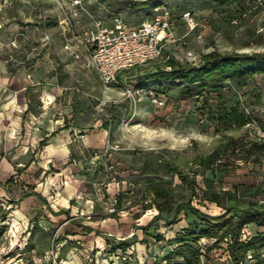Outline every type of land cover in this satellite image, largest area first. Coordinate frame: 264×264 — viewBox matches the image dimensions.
Returning <instances> with one entry per match:
<instances>
[{
    "label": "rangeland",
    "instance_id": "obj_1",
    "mask_svg": "<svg viewBox=\"0 0 264 264\" xmlns=\"http://www.w3.org/2000/svg\"><path fill=\"white\" fill-rule=\"evenodd\" d=\"M0 1V29L6 28L10 32L6 43L7 69L0 77V90L8 89L9 93H13L16 89L12 78L18 73L12 66L16 58L13 49L19 45L18 32L25 29L22 39L26 45L41 43V38L36 40L35 36L43 37L45 41L41 18L44 15L43 3L46 10L47 1H50L56 12L57 21L46 12L49 21L53 19V22H48L47 18L48 27L51 23L58 25L59 10L57 0H19L15 5L9 4V0ZM135 1L141 0H82L83 7L70 6L67 2L64 4L73 28L80 33L90 26L94 18L110 23L112 13H120L130 25H137L154 15L153 6L135 7ZM151 1L157 4L161 2L177 18L184 11L192 10L202 24L190 33L186 24L179 21L176 40L164 46V56L158 61L169 54L184 62H198L204 53L213 49L222 52L264 51V0H231L226 3L219 0ZM13 22H17V25H13ZM199 33L203 38H197ZM67 37L74 41L72 35ZM15 38L17 45L12 43ZM40 51L41 47L34 50V57H41ZM146 66L151 64L136 66V69L126 70V74L124 71L119 73V82L107 85L96 81L97 87L94 89L84 84L79 87L74 77L82 79L73 74L75 100L77 109H80L77 115L85 123V128L94 130L106 122L112 127L113 131L108 137L119 146L112 153H122L121 158L115 154L118 159L114 160L122 162L115 165L119 176H112L101 168L104 166L103 156L92 163L74 162L76 165L69 167L74 161L73 157L78 161L79 157L94 155L95 151L91 150H79L78 156L72 151L66 155L59 154L51 161L48 160L47 150L38 148L39 138L30 148L21 147L16 142L0 148V264H62L61 243L65 236L60 227L50 226L48 217L51 215L45 206V203L48 204L45 198L49 196L53 201V198L61 196L65 177L72 182L76 180L75 176H80V183L86 187L85 192L99 191L97 197L101 200L98 202L103 209L110 196L120 198L118 205L126 211L146 208L148 203L139 201L147 180L146 176L141 175L144 173H156L159 174L157 178L168 179L175 200L191 199L197 207L211 215L224 212L221 206L202 192L211 184L214 190H234L233 184H238L240 202L255 200L264 205V152L247 155L243 151L227 149L217 165L210 169L202 168L196 162L197 152L207 154L217 147L224 149L231 138H239L247 143L256 139L264 141V70L241 82L226 79L220 85L206 86L199 95L179 99L180 84L164 77L157 81L151 79L147 72L141 71ZM149 88L166 91L172 97L163 106H158L148 96ZM8 96L6 94V99ZM234 104H238L239 111L246 116L244 124L239 125L226 115ZM11 135L6 137L15 141L23 138L22 134ZM226 163L231 166L224 168ZM173 165L183 175L197 179L199 187L196 191L199 195L192 194L187 184L179 178V172L171 170ZM108 182L125 184L124 192L119 190L122 194L116 195L119 188L116 186V190L113 187L108 190ZM30 190L39 192L41 197L26 195ZM133 206L136 207L133 209ZM148 208L155 207L148 205ZM171 217L172 214L164 211L163 216L155 220L149 229L139 231L142 236L141 248L131 247L132 250L128 248L127 252L124 249L117 255L118 259L113 254L115 245L137 233V227L127 233L116 234L106 227L105 222L98 233L107 241V247L100 248L99 254L96 253L99 247L89 250L88 256L83 255L85 263L155 264L159 261V264H174L176 253L173 249L176 245L169 243V239L181 230L190 229L198 233L201 220L191 211H182L175 223L166 224ZM261 230L264 227L247 225L242 238ZM209 245H213L210 250L207 249ZM190 246L198 253L195 264H228L231 261L227 241L215 244L214 238L201 237L193 239ZM263 249L260 247L259 251Z\"/></svg>",
    "mask_w": 264,
    "mask_h": 264
},
{
    "label": "crops",
    "instance_id": "obj_2",
    "mask_svg": "<svg viewBox=\"0 0 264 264\" xmlns=\"http://www.w3.org/2000/svg\"><path fill=\"white\" fill-rule=\"evenodd\" d=\"M18 1L9 0V4L19 3ZM6 4L5 6H7ZM47 4L46 12H48L50 18H55V21H57L53 5L50 1H47ZM43 7L45 9L44 3ZM48 22H53V19L49 21L48 18ZM12 24L16 26L17 22ZM22 30L18 32L20 34L19 45L16 49H13L16 58L12 66L18 72L12 78L16 89L14 90L15 95L14 92L9 93L8 89L0 90V148L11 142L21 144V147L30 148L35 144L37 138L41 141L47 136L50 138L43 147L47 150L48 160L51 161L55 160L54 158H57L59 154L66 155L71 151L77 156L79 150H91L95 151V154L102 151L106 138L111 131L105 125L94 130L85 128V123L81 122V117L77 115L80 109H77L76 93L73 86V74H75L82 79L84 85L91 89L96 88V81L102 82L98 73L87 69L82 59H76L73 54L64 48L65 42L70 38L65 37L55 23L49 24L48 27L54 37V44L48 42L45 37L44 41L43 37L35 36L36 40L41 38V43L26 45L24 39H22L25 29ZM9 33L6 28L0 29V77L7 69L6 43ZM40 47L41 57H34V50H39ZM26 66L28 67L25 68ZM39 66H42V68H38ZM125 71L120 73L126 74ZM47 73L48 76H46ZM44 75L45 77L42 78ZM124 79L127 78L124 77ZM0 80L2 79L0 78ZM6 94L7 96L10 94L7 99ZM97 124H100V122ZM11 134H22L23 138L15 141L6 137L12 136ZM95 154H90V157L86 158L79 157L78 161L73 157L72 160L74 161L69 164V167L76 165L74 162H80V164L82 162L92 163L94 159L99 158ZM115 154H118L121 158L122 153H111V160L114 163L116 162L115 165H118L122 162L114 161L115 158L118 159ZM103 169L105 170V168ZM79 177L75 176L76 180L72 182L65 177V185L61 190L62 194L53 198V201L49 199V196H47L48 199L44 197L45 201L48 202V204L45 203V206L49 208V215H51V217H48L51 222L50 226L60 227L65 236L61 243L63 247L62 264H86L83 255L88 256L89 250L93 248L99 247L96 253H101L100 248L107 247V241L102 238L98 231L103 228L105 222H107L106 227L116 234L127 233L131 228L137 227L134 239L133 236L130 238L128 236L124 241L115 245L113 251L115 259H118L117 255L119 252H123L124 249L127 252L132 250L131 247L141 248L142 236L139 231H144L142 226L152 219L157 209L142 207L140 211L137 208V210L131 212L120 208L113 216V213H108L107 206L104 209L100 208L98 201L101 198L97 197V193L85 192L86 189L84 190V188L86 187L80 183ZM108 186V190L112 187L113 190H116V186L119 188L116 195L120 194L119 190L124 192L125 188V184L121 185L114 182H108ZM77 193H82L83 198L77 199L75 197ZM111 197L113 196L109 198ZM153 209L156 211H153ZM125 241H128L129 245L126 247L120 246ZM126 249L128 250L126 251ZM93 257H96V255L93 254Z\"/></svg>",
    "mask_w": 264,
    "mask_h": 264
},
{
    "label": "trees",
    "instance_id": "obj_3",
    "mask_svg": "<svg viewBox=\"0 0 264 264\" xmlns=\"http://www.w3.org/2000/svg\"><path fill=\"white\" fill-rule=\"evenodd\" d=\"M219 1L221 3H226L231 0ZM160 5H162L161 2L157 4V2L154 3L151 0H141L135 1L133 6H153L154 9V7ZM158 60L159 59H156L147 63L151 64V66L143 67L144 69L141 71L147 72V74H149L148 76L155 81L164 77L173 83H179L181 92L179 99H186L199 95L206 86H214L216 83L220 85L226 79L233 78L241 82L256 72L264 70V51L243 52L233 50L222 52L218 49H213L204 53L198 62H184L173 56L162 61ZM154 90L163 92L169 95L170 98L172 97L171 94H168L166 91ZM226 115L239 125L246 122V116L239 111L238 104L232 105ZM105 125L112 131V127L109 123L106 122ZM49 138L50 137L45 136L39 142L38 148L41 149L47 144ZM227 149H230L232 152H236L237 150L243 151L247 155L258 154L264 152V141L262 139H256L247 143L239 138H231L228 143L225 144L224 149L217 147L207 154L197 152L196 162L200 167L210 169L215 164L217 165V162L222 159ZM229 166L231 165L226 163L224 168ZM101 168L103 169L105 167L103 166ZM171 170L177 171L178 168L176 165H173ZM177 172H179L178 176L181 181L187 184L192 194L199 195L196 191L199 187L197 179H191L180 173V171ZM228 172H230L229 169ZM141 175L146 176L147 179L144 182V195H149L152 198L148 205L154 206L157 209V213L152 219L146 225L142 226L143 230L149 229L155 220L163 216L164 211L172 214V217L166 220V224L169 225L176 222V218L182 211H191L193 214L198 215L201 220L198 233H194L190 229H188V231L181 230L178 231L172 239H169V243L176 245L173 249L176 253V258L173 259V261H175L174 264H195L198 261V259L195 258L198 253L194 252V249L190 246V242L193 239L198 240L201 237L214 238L215 244L227 241V253L230 254L229 257L231 259L228 264H264V249L263 251H259L260 247L264 248V230L258 231L246 238H242L243 229L247 225L255 224L259 227H264V205H261L255 200H249L246 203L240 202L238 198V184H233L234 190H214L212 189V184L202 190L209 200L215 202L224 209V212L220 215H211L197 207L191 199L175 200L172 196V187L168 179H163L161 177L157 178L159 174L156 173H144ZM32 190L28 191L26 195L36 194L41 197L40 193ZM119 200L120 198L117 197V205L119 204ZM148 205L146 206L148 207ZM120 208V205H118V210ZM116 213L117 212L113 213V216H115ZM135 237L136 235L134 233L133 239ZM127 245H129V242L125 241L120 246L126 247ZM212 247L213 245H209L207 249L210 250ZM248 252H251L253 255L252 263L244 262V258ZM181 260L183 263L180 262ZM155 264H159V261Z\"/></svg>",
    "mask_w": 264,
    "mask_h": 264
},
{
    "label": "built area",
    "instance_id": "obj_4",
    "mask_svg": "<svg viewBox=\"0 0 264 264\" xmlns=\"http://www.w3.org/2000/svg\"><path fill=\"white\" fill-rule=\"evenodd\" d=\"M65 2L70 3V6L83 7L82 0H57L59 10L58 27L65 37L72 35L74 38V41L67 39L64 48L73 54L76 59H82L84 66L97 72L102 82L107 85L119 82L118 74L121 71L131 70L136 66L163 57L164 46L176 40V25L179 21L186 24L190 33L202 25L192 10L184 11L180 18H177L166 6L160 5L154 7L152 17L141 20L137 25L128 24L120 13H112L110 23L103 21L101 18H94L90 26L84 28L80 33H76L71 24L72 21L67 6L64 4ZM43 14L41 18L44 37L48 42L54 44V37L48 30V17L45 9H43ZM197 38H203L202 33H199ZM12 43L17 45V38L13 39ZM169 57L168 54L165 59ZM75 81L79 87L83 86L80 79L75 78ZM147 92L151 100L158 106H163L170 100V96L163 92H157L151 88ZM118 149L119 146L111 141L110 137H107L102 151L95 154L99 157L103 156L105 170L112 176L120 175L115 163L110 160L111 153ZM144 189L143 186L139 201L149 203L152 198L149 195H144ZM97 190H100V188ZM97 194L99 195V191ZM75 197L82 199L83 195L77 193ZM106 203L108 213L118 212L117 197L109 198ZM19 260H22V258H19ZM180 262L183 263L182 260ZM244 262H253L251 252L247 253Z\"/></svg>",
    "mask_w": 264,
    "mask_h": 264
}]
</instances>
